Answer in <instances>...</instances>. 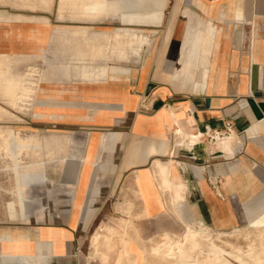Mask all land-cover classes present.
Returning <instances> with one entry per match:
<instances>
[{
	"label": "crops",
	"instance_id": "crops-1",
	"mask_svg": "<svg viewBox=\"0 0 264 264\" xmlns=\"http://www.w3.org/2000/svg\"><path fill=\"white\" fill-rule=\"evenodd\" d=\"M104 1L0 0V138L49 153L61 139L63 154L25 211L16 174L13 198L0 179V264H150L192 222L225 231L264 212V0ZM134 26H155L152 44L118 59Z\"/></svg>",
	"mask_w": 264,
	"mask_h": 264
},
{
	"label": "rangeland",
	"instance_id": "rangeland-1",
	"mask_svg": "<svg viewBox=\"0 0 264 264\" xmlns=\"http://www.w3.org/2000/svg\"><path fill=\"white\" fill-rule=\"evenodd\" d=\"M108 6V3L106 4L103 0L101 5L102 13L108 10ZM128 12L131 13L132 11ZM126 13V11H123V19ZM123 27L119 26V28ZM131 28L133 29H124L122 31L119 29L116 50L118 59H126L125 50L127 47H132L134 60L138 61L144 47L152 44L149 39L153 38L152 35L156 32V27L134 26ZM126 36H128V40H125ZM114 49L115 47L113 46L112 53H114ZM102 59L104 60V58ZM94 60L91 59L87 62L92 67H95L97 64H95V62L99 59ZM71 61H73V63L70 65L73 66L85 65L81 63L83 61L77 59H71ZM98 67L99 65L97 68ZM107 71L108 70L103 68L101 72L95 74V76L98 78L105 77L108 74ZM91 75L93 76L94 74ZM44 76V70L41 71V69H39V78ZM47 150L45 138H0V179L1 182L5 183V186H1V188L6 191L5 194L7 197L13 198L16 191V185H13V180L16 174L18 186L17 196H19L21 200L22 211H25L27 208V200L24 197L26 186L36 178H44L40 173L46 172V163L49 164V167L51 163H53L54 169L49 173H52L54 178L59 176V167L63 156L61 153V139H54L53 153H49ZM35 163L43 164L35 167ZM9 207L12 210L14 209L13 202L9 203ZM189 227L196 230L194 239L188 241L186 244L188 253L190 252L189 257L184 260L174 257L176 258L174 260V258L169 259V257L164 256V247L162 246H164L167 241L169 243H175L181 240L183 238V235H181L174 239L165 240L166 242L162 241L159 244L160 247H157L158 249H151L149 254L150 264H264V212L259 217L253 219L248 225L225 231L211 229L195 222H192ZM100 241L101 236H99V240L95 242L96 244L93 243L95 248L98 249Z\"/></svg>",
	"mask_w": 264,
	"mask_h": 264
},
{
	"label": "bare ground",
	"instance_id": "bare-ground-1",
	"mask_svg": "<svg viewBox=\"0 0 264 264\" xmlns=\"http://www.w3.org/2000/svg\"><path fill=\"white\" fill-rule=\"evenodd\" d=\"M10 151V150H9ZM138 228V227H137ZM107 229V228H106ZM122 232V231H121ZM196 234V230H193L191 227H188L187 230H186V233L183 235V238L175 243H169L167 240V243H165L164 246V256L166 257H169L170 258H174V257H178L179 259H186L187 257H189V253H188V250H187V242L188 241H192V239H194V236ZM99 234H96L93 236L92 238V242L94 244H96L95 242H97V240H99ZM118 237V236H117ZM165 241V242H166ZM194 245V244H192ZM160 247V246H159ZM158 249V248H157ZM191 249V248H190ZM160 250V249H159ZM193 250V249H191ZM119 252V251H118ZM124 252H127L126 250ZM195 252V251H194ZM193 253V252H192ZM158 254V253H157ZM110 256V255H109ZM177 258V259H178ZM176 258H174L175 260ZM226 259V258H224ZM240 259V258H239ZM189 260V259H188ZM178 261V260H177ZM236 261V260H235ZM182 262V261H181ZM189 263V262H188ZM194 263V262H193ZM197 264V263H196ZM233 264V263H232Z\"/></svg>",
	"mask_w": 264,
	"mask_h": 264
},
{
	"label": "built area",
	"instance_id": "built-area-1",
	"mask_svg": "<svg viewBox=\"0 0 264 264\" xmlns=\"http://www.w3.org/2000/svg\"><path fill=\"white\" fill-rule=\"evenodd\" d=\"M228 126H231L230 124ZM204 134L210 143H216L218 140H224L226 138V133L222 131H215L210 129L208 125L204 126Z\"/></svg>",
	"mask_w": 264,
	"mask_h": 264
},
{
	"label": "water",
	"instance_id": "water-1",
	"mask_svg": "<svg viewBox=\"0 0 264 264\" xmlns=\"http://www.w3.org/2000/svg\"><path fill=\"white\" fill-rule=\"evenodd\" d=\"M250 104L252 108L254 109V111L256 112L257 116L261 117L262 115L259 113V110L257 109V106L255 105V103L253 101H250Z\"/></svg>",
	"mask_w": 264,
	"mask_h": 264
}]
</instances>
